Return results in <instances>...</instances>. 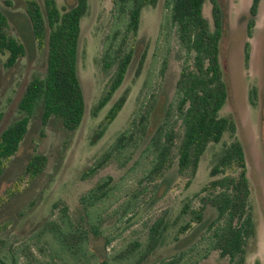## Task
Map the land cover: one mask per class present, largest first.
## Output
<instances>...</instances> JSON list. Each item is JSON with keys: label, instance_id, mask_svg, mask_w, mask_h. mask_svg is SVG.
Returning <instances> with one entry per match:
<instances>
[{"label": "rangeland", "instance_id": "obj_1", "mask_svg": "<svg viewBox=\"0 0 264 264\" xmlns=\"http://www.w3.org/2000/svg\"><path fill=\"white\" fill-rule=\"evenodd\" d=\"M37 1L42 4V0ZM253 2L219 0L224 13L220 59L229 89L221 116H231L235 120L236 137L246 154L251 203L257 223V237L248 246L246 264H264V0H260L253 35L249 38L248 22ZM58 4L59 7L71 6L74 0H58ZM89 4V12L82 21L78 57V74L86 101L82 125L73 133L65 130L57 119L44 127L39 112L17 154L5 163L0 177V256L10 263L15 258L16 264H54L53 256L58 259L57 264H66L60 261L62 258H57L60 250L53 239L49 235H41L45 223L60 222L63 206L67 207L73 224L90 234L88 255L91 264L104 260L112 262L128 243L144 241L147 227L158 216L167 212L171 222L177 217L184 203L207 184L215 157L221 153L224 144L231 141L230 134H226L222 143L209 147L197 177L188 189L185 188V180L178 177L176 169H173L164 180L151 184L147 192L134 202L136 216L131 224L126 220L132 216V210L127 218L119 220L115 210L120 209L121 201L140 190L137 183L144 169V160L134 165L137 155L126 168L112 161L96 174H86L116 136L149 104L154 109L149 135L154 132L175 102L176 82L183 63L177 58L175 33L167 25L165 0H160L156 8H148L142 14L140 31L133 43V60L122 87L108 106L95 115L94 107L108 90L115 73V69L108 72L102 65L103 45L113 30V0H89ZM0 7L9 15L11 36L27 49V55L12 68L5 66L7 56H0L1 137L10 124L21 118L18 106L30 81L46 75L48 47L39 49L34 40L26 13V0H0ZM211 12V4L207 2L204 13L209 20ZM247 42L251 45L249 62L245 60ZM164 65L167 69L162 75ZM251 89L257 90L255 106L250 102ZM124 95L128 99L119 116L104 135L94 141L105 115ZM37 154L47 158V167L39 177L30 179L26 167ZM107 176L114 179L113 197L98 206L83 207L80 202L82 195ZM134 203H131L132 207ZM55 205L58 206L55 208ZM194 206L198 207V202H194ZM88 214L93 223L99 215L96 225L102 231L100 237L93 236ZM215 215L213 210H209L206 219L210 221ZM177 229L170 227L164 244L146 264H157L159 260L170 258L181 247L188 249L192 242L200 239V231L196 230L183 236L181 244H178L175 242ZM201 264L230 263L213 253Z\"/></svg>", "mask_w": 264, "mask_h": 264}, {"label": "trees", "instance_id": "obj_2", "mask_svg": "<svg viewBox=\"0 0 264 264\" xmlns=\"http://www.w3.org/2000/svg\"><path fill=\"white\" fill-rule=\"evenodd\" d=\"M159 1L113 0V30L103 45L102 65L108 72L115 69V73L108 90L94 107L95 115L108 106L122 87L133 60V43L140 31L142 14L148 8H156ZM207 2L211 4V20L204 13ZM259 4L260 0H254L250 9L249 38L253 35ZM89 8V0H74L73 5L63 7H59L58 0H42V4L37 0H26V13L34 40L39 49L48 47L47 73L30 81L18 106L21 118L10 124L0 137V177L5 163L17 154L39 112L44 127L53 119L59 120L64 129L72 133L82 125L86 101L78 74V57L82 21ZM165 9L168 11L167 25L176 37L177 58L183 63L176 82L175 102L151 135L149 130L154 109L152 104L144 107L86 175L96 174L112 161L126 168L137 155L134 165L144 160V169L137 183L140 190L128 195L126 201H121L120 209L115 210L119 220L127 218L132 210V216L126 220L131 224L136 216L134 202L147 192L151 184L164 180L169 172L176 169L188 189L197 177L209 147L222 143L226 134H230L231 141L225 143L221 153L215 157L207 184L184 203L172 222L164 212L147 227L144 241L128 243L112 262L104 260L98 264H146L164 244L171 226L178 227L175 237L178 244H181L183 236L196 230L200 231V239L192 242L188 249L181 247L172 257L159 260L157 264H201L213 253L230 264H246L248 246L257 237V223L251 203L246 154L236 137L237 124L233 117L221 116L229 96L220 59L223 9L219 0H165ZM250 48L247 42L246 62L250 60ZM26 55L25 45L11 36L7 11L0 7V56H7L6 68L14 67ZM165 65L162 75L167 69ZM127 99L124 95L112 105L99 125L94 141L100 139L117 119ZM257 100V90L251 89V104L255 106ZM47 163L45 156H33L27 164L26 174L30 179H36L45 171ZM113 184L114 179L110 176L99 181L82 195V206L89 209L107 202L113 197ZM194 202H198V207ZM131 203H134L133 207ZM209 210L216 214L210 221L206 219ZM61 211L60 222L45 223L41 235H49L59 246L57 258H62V263L91 264L88 255L90 234L73 224L66 206ZM87 217L93 236L100 237L102 231L96 225L99 215L94 223L90 214ZM181 222L184 223L181 225ZM52 260L57 264L58 259L52 256ZM16 263L15 258L11 263L6 259L4 262L0 260V264Z\"/></svg>", "mask_w": 264, "mask_h": 264}, {"label": "flooded vegetation", "instance_id": "obj_3", "mask_svg": "<svg viewBox=\"0 0 264 264\" xmlns=\"http://www.w3.org/2000/svg\"><path fill=\"white\" fill-rule=\"evenodd\" d=\"M0 260H2L3 262L5 261L3 257L0 256Z\"/></svg>", "mask_w": 264, "mask_h": 264}]
</instances>
